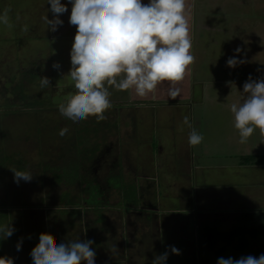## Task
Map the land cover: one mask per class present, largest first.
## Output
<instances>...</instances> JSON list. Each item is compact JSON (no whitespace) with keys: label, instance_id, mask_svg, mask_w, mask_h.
I'll use <instances>...</instances> for the list:
<instances>
[{"label":"rangeland","instance_id":"374dc122","mask_svg":"<svg viewBox=\"0 0 264 264\" xmlns=\"http://www.w3.org/2000/svg\"><path fill=\"white\" fill-rule=\"evenodd\" d=\"M64 1L60 0L61 3H64ZM243 1L242 4L234 2L233 4L219 5L220 8L211 12L213 16L210 18L209 24L213 26L212 29L210 31H199L198 42L193 45L192 50L194 56L191 62L193 86H190L188 101H183V98L178 96L179 98L171 101L169 106L155 105L151 106L152 108L149 106L144 109L119 106L117 104L120 101L118 100L119 97L116 96L115 91H110L111 87L109 86L111 107L104 111V119L97 121L89 116L77 124H72L60 115L57 104L74 91L72 82L67 76L70 62L69 50L66 49L70 48L72 40L67 42L65 35L69 31L74 33L75 28L69 23L66 24L63 13H60L57 15H59L62 23L57 25L54 32L50 31L41 19L43 14L50 19L49 6L46 2L44 3V0H0V11H7V23H0V31L4 36H9L6 39V45L0 44V73L4 72L8 76H15L13 79L16 80L18 77H23L21 72H25L26 69L30 70V67H32L36 72L40 68V72L43 71L41 76H46L49 79V84L42 87L45 91L43 98L51 100V104L47 106L50 109H45L40 114L32 112L34 116L37 114V117L33 116L31 118L32 115L28 114L26 108L19 107L18 110L23 113L27 112V116H18L20 118L18 124L15 125L11 119H2L1 122H6L7 128L9 127L12 132L11 136L8 135L2 143V149L7 148V153L10 152L9 150L12 151L11 147L13 149L19 148L20 152L26 150L24 157H27L28 162L31 159L33 161V158H36L35 163L41 162V155L34 152V150L41 147V152L45 154V149L49 147L50 151L56 153L60 144V137L58 135L55 140L54 136L57 135V131L52 126H58V129L66 126L69 133L67 132L62 136V139L75 137L77 139L76 144L78 142L82 143L87 150L86 152H88V157L95 152L90 161L78 168L79 178L70 179L66 185L63 182L52 187L53 190H50L51 202L41 201L45 192H49L48 185L42 186L40 182H37L38 174L33 171L32 165H27V168L31 174L35 173V181L31 177L28 181L20 179L18 182H14L13 173L11 174V171L6 173L5 183L0 188V224L10 225L13 231L11 235L0 239V256L11 257L12 264H15L14 253H17L18 250L14 245L24 232L26 238V230L29 226L41 223L40 227L45 225L50 228L51 222L59 220L58 218L53 220L55 216L65 217L64 215H69L65 211L62 215L61 210H65L67 206L64 204L65 201H60L58 197L62 196L66 200L73 198L72 196L79 197L82 187L87 186L90 188L96 185V180H100L98 182L102 184L105 178L112 176L114 177L113 181L109 185L102 186V196L96 197L95 203L90 204L93 207L98 205L96 209L106 210L104 217L108 216L109 219L104 220L102 224L104 230L100 235L104 234L112 238L111 245L115 249L112 250L111 259L119 262V264H150L153 255L165 250L169 252L168 246L174 245L179 249L178 253H172L178 260H176L177 264L187 262V254H185L184 249L188 247L191 249L192 246L189 244L191 239L197 240L200 230L194 232V225L199 228L200 226L197 223L202 221L201 219L200 221H191L188 219L189 214L191 212L196 214L211 206L213 209H219L220 205L226 204L223 203V200L221 201L222 197L226 195L225 191L221 190V184L225 185L228 181L230 183L239 180H253L256 182L251 177H241V169L234 170L229 167L236 165L241 156L245 157L249 154L264 152V135H261L257 130H254L245 142L238 141V133L232 126V116L228 110L230 103L238 102L242 98L240 90L242 82L248 78V74H251L252 79L264 78V0ZM65 5L68 6V1ZM12 14L14 18L10 17ZM37 33L40 37L46 36L45 39L37 40L35 38ZM17 37L21 40L18 43L13 42L12 39ZM43 44L46 47H43ZM237 47L240 51L234 52L233 49ZM233 55L238 59L242 57L244 62L234 67L227 66L225 63L226 58ZM32 56H34L33 59ZM36 59L38 60L36 61ZM32 62L35 63V67L30 66ZM54 62L58 63V67H52ZM19 71L20 73H18ZM200 80L203 81V85H199L198 81L200 82ZM35 85L39 86V78L35 79L28 88L33 90ZM119 93L123 94L124 90H119ZM185 93L189 96L188 91ZM115 97L117 100H115ZM184 116L188 117L192 128L202 133L201 141L194 145L199 147V154L204 155L203 158L200 157L203 159L200 163L210 162L215 165L214 167L222 166L225 169L216 168L208 173L204 170V167L201 170H192L191 159L188 160L190 153L182 156L180 150L183 144H186L185 141L187 142L189 131V126L182 122ZM35 118L38 126L43 122L52 127V130L49 129L50 132L44 130V137L48 140L46 142L41 140V144H35V137L37 136L34 134L36 132L34 133L33 126L30 125L29 127L27 124L28 122L33 123ZM23 123L26 125H23ZM96 123L101 126L97 130V135ZM103 126L106 129H102ZM25 132L29 133L25 134ZM85 132H89L86 144L79 140V137ZM96 144H98L97 155ZM60 149L63 155L69 154L77 160H83L80 156L82 152L77 148L70 151L67 142L61 144ZM104 149L108 150L106 154L102 152ZM99 150L104 154L102 157L99 156L101 154ZM115 158H118V166L114 164V167L109 169L107 164ZM92 160L94 162L91 164ZM186 160H188V166ZM197 161L199 160L197 159L195 163ZM35 166L37 167V165ZM192 175H195L196 179L192 180ZM200 175L203 177L202 180L197 179ZM119 178L122 182L119 181ZM4 179L2 182H4ZM258 179L261 180V177ZM210 182L211 185H209ZM152 183L154 186H152ZM147 184L150 185L148 189L152 193L159 191V193H155V197L158 196L162 204L155 207L159 208V212L163 214L160 221L162 223L164 221L168 227L170 221L176 222L177 226L174 234L171 239L167 240L168 242L166 241L167 243L161 242V232H165V225L162 224L161 229L160 226L157 227L156 225L154 229L160 232L159 235H155L154 232L150 233V230L144 227L142 220L132 216L124 218L125 221H123L116 212L117 210L129 208L120 202L121 190L123 194L127 192L130 194L131 191L137 195L140 189L137 186L145 187ZM157 184H159V187H157ZM208 187L209 189L214 187L213 191L209 190L212 191L211 195L214 198L213 200L210 198V201H206L204 197H201L208 190ZM252 190L255 189L252 188ZM236 191L234 190L235 195ZM189 193H191V197L195 198L196 202V205H191V212L188 207L181 206L180 210L185 211V214H177V210L173 211L172 207L164 205L175 201L174 197L185 202ZM237 195L235 196L236 200L240 201L241 204L244 203L245 213L251 212L249 207L252 205L258 206V199L255 200L254 195L250 194L244 197L242 191L239 198ZM253 200L255 201L253 202ZM41 203L44 205H38ZM217 203L221 204L217 206ZM79 204L81 207L84 206V204ZM174 209L176 208L174 207ZM107 210H110V212H107ZM131 210L133 209L129 211ZM80 211H83L90 219L83 220V224L79 225L76 218L71 220L67 218L68 225L71 228L68 225L65 226L68 232L75 234L77 237H79V233L76 234L77 230L87 225L91 227V222L88 224L86 221H90L92 218L91 209L81 208ZM170 212L176 213L174 214L176 218L170 215ZM186 213L189 214L186 215ZM251 213L253 215L251 216L248 213L249 218L242 220L240 225L246 228L245 225H253L252 223L256 222L262 224L261 227L264 229V217L258 212V209ZM200 225H203L202 222ZM224 226L226 228V225ZM232 226L235 227L236 225ZM59 228L57 227L56 230L59 231ZM208 228L210 230L208 234H212V238L215 242H218V248H221L222 242L225 240V248L229 249V253L219 255L220 250L215 248V252L218 254L209 263L215 264L217 257L226 258L231 256V251L234 249L232 247L236 244H234L233 238L228 241L225 239L226 236L221 237V235H228L229 233L223 231V227L219 222H215ZM240 230L241 226H238L237 231ZM218 236L221 238L217 240ZM49 239L51 240L50 236ZM101 239L104 238L101 237ZM150 239L152 240L150 241ZM37 240V238L34 239L33 245ZM51 242L56 243L53 239ZM246 247L245 241H241L240 249L244 250ZM259 251H262V249ZM193 252L196 255V251L191 249L190 254ZM106 260V257L94 256L95 264L100 262H103L100 264H104ZM24 262H28V260ZM168 262L166 258L165 264ZM17 263H20L19 260ZM79 264H83V261H80Z\"/></svg>","mask_w":264,"mask_h":264},{"label":"clouds","instance_id":"9594fccd","mask_svg":"<svg viewBox=\"0 0 264 264\" xmlns=\"http://www.w3.org/2000/svg\"><path fill=\"white\" fill-rule=\"evenodd\" d=\"M51 19L41 16L44 25L54 31L62 23L60 13L66 5L60 0H44ZM188 7L185 0H68V23L75 26L69 48L70 67L67 76L74 91L57 104L61 116L72 124L92 116L104 119V111L111 107L109 86L115 90H132L135 96L144 97L158 84L167 83L166 94L176 97L180 91L176 82L184 77L186 66L193 56L189 51L191 38L188 27ZM0 23H7V11H0ZM239 52V47L233 49ZM235 55L225 63L234 67L243 63ZM52 67H58L54 62ZM49 84L46 76L39 77V86ZM241 99L228 105L232 126L237 130L238 141L243 143L257 130L264 135V78L252 79L251 74L242 82ZM182 122L189 126L187 143L198 144L202 133L191 127L187 116ZM66 126L57 130L64 136ZM13 181L31 179L25 170L11 169ZM13 228L0 224V239L11 235ZM92 240L75 239L53 244L44 232L29 251L32 264H95ZM19 250L20 243H15ZM178 253L174 245L168 246ZM168 252L152 257L150 264H165ZM0 264H12V258L0 256ZM215 264H264V253L233 259L217 257Z\"/></svg>","mask_w":264,"mask_h":264},{"label":"trees","instance_id":"16d2710c","mask_svg":"<svg viewBox=\"0 0 264 264\" xmlns=\"http://www.w3.org/2000/svg\"><path fill=\"white\" fill-rule=\"evenodd\" d=\"M10 17L14 18V15L12 14ZM8 37L9 36H7V35L4 36L2 34V32L0 31V44L6 45V43H7L6 39H8ZM45 37L46 36L40 37L39 34L37 33V36L35 38L37 40L38 39L44 40ZM19 40H21V38H19V37L12 39V41L15 43H18ZM43 47H46V46L43 44ZM33 58H34V56H32V59ZM29 59H30V57H29ZM37 60L38 59H36V61ZM24 64H25V62H24ZM24 64H23V66H24ZM31 64L32 65H30V66L35 67V63L32 62ZM36 66L39 68L38 65H36ZM42 72H40V68H39V71L35 72V69L30 67V70L26 69L25 72L24 71L21 72V76L23 75V77H18L16 80L13 79V77H15V76H8V74H6L4 72L0 73V102H1V104H0V188L2 187V184L5 183L4 178L6 176V173H8V172L10 173L11 169H19V170H25V171L30 172V170H28V168H27V165H32L33 171H35V173L38 174L37 182H40V184L42 186L48 185L47 187H48L49 192L48 191L45 192V195H44V197L41 198L42 199L41 201L46 200V201L51 202V194H50L51 191L50 190H53L52 187H54V185H56V184L63 183V182H64L63 184L66 185V183H68L70 181V179L79 178V174L77 173L78 168L81 167L82 165H84L85 163H87L88 161H90L93 158L95 152H93L92 155L88 157V152H86L87 150L84 148L82 143L78 142V144H76L77 139L75 137H72V139H66L65 140V139H62V136H59L60 137V139H59L60 144H59V147L57 148L56 153L55 152L53 153L52 151H50L49 147H47L45 149V151H46L45 154H43L41 152V150H42L41 147H37V150H34V152H37L42 157L41 162H37V163H35L36 158H33L34 162L31 161L32 159L29 160V162L26 160L27 157H24L26 150L23 152H20L19 148L16 147L17 149H13L10 146L12 151L9 150L10 152L7 153V150H6L7 148L2 149V147H1L3 145L2 143H4V141L6 140L8 135L11 136V133H12L11 130H9V127L7 128L6 122L5 123H4V121L1 122L2 119L3 120L4 119L5 120L11 119L14 122V124L16 125V124H18V121L20 120V118L18 116H22V115L27 116V112L23 113L21 110H18L19 107L26 108L27 111L29 112L28 114L32 115V116H30L31 118L34 116L32 112H37L38 114H40L43 110L50 109L47 106H49L51 104V100L49 98H46V99L43 98L45 91L43 90L42 87L35 85L33 90L28 88L29 85L32 82H34L35 79L39 78L42 75ZM18 73H20V71ZM22 80H25V81L23 82ZM17 81H21V82H17ZM38 96L40 99L38 98ZM34 117H37V114ZM27 124L29 127H30V125H31V127L32 126L34 127V133L36 132L34 135L37 136V137H35L37 139V141L35 139V144H37V143L41 144V140L42 141L44 140L45 142L48 140L44 137V134H43L44 130H45V132L46 131L50 132V130H52V127L55 128L56 131L58 129L57 128L58 126L49 127L43 122H42V124H39V126H38L36 118H35L33 123L28 122ZM23 125H26V124L23 123ZM100 127H101L100 124L98 126V124L96 123V135L98 134L97 130ZM102 129H106V128H104V126H103ZM26 133H29V132H25V134ZM68 133H69V131H68ZM77 133L79 134V132H77ZM56 134H57V132H56ZM88 134H89V132H85L82 136L79 137V140L83 141L86 144L88 142V139H87ZM93 135H94V133H93ZM54 137L56 140L58 138V135H55ZM71 141H73V142H71ZM64 142H67V144H69L70 151L75 150V148H77L79 151H81L82 153L80 154V156L83 160H77L75 157H71L69 154L63 155V153H61L60 145L63 144ZM96 147L97 148L95 150L97 152L98 144H96ZM262 162H264V156H260V157H257V156H245V157H243V156H241L240 160H239V163L242 165L243 164L244 165L259 164ZM35 165H37V167ZM35 173L31 174V177L34 181H35ZM11 174H12V171H11ZM3 175H4V177H3ZM48 175H50V176H48ZM2 178L4 179V182H2V180H3ZM119 181H121L120 178H119ZM91 188L92 187L82 188V190H81L82 192H84L85 194L88 193L85 198H82V196H79V197L78 196H72L73 198L66 200L62 196L58 197V198H60L59 199L60 201H65L64 204L67 206V208H65V210H61L62 215L65 212H66V214H69V215H67V216L64 215L65 217H63V216L62 217H56L55 216L53 218V220H55L56 218H58L59 220H57V222L51 220L53 222H51L52 225L50 228H47L45 225H42V227H40L41 223L40 224L38 223L37 225L33 224V227L35 228V232H34L35 236L38 238V234L41 232H44L48 235V237L49 236L51 237V240L53 239L54 241H56V243H59L61 241L66 242L69 239H71V240L81 239L80 237L75 236V234H73V233L71 234L70 232H68L67 229L65 228V226L68 225L67 218L70 220L76 218L79 225L83 224V219H82L83 211H80L81 208L82 209L86 208V210L91 209L92 216H93L92 218H94L97 215V213H99L98 210L96 211L97 205L95 207H93V205H90V204H92V201L90 200L91 196L89 194V192L92 191ZM120 199L124 201L123 203H128V204H136L137 203V195H135L131 191H130V194L128 192L126 194H123V192L121 190L120 191ZM79 203L84 204V206L81 207V205ZM42 204L43 203L38 204V205H42ZM47 208H48V206H47ZM94 210H95V212H94ZM85 212H88V211H85ZM96 217H97L96 220L91 219L93 221L86 220L88 224H89V222H91L92 228L88 225L86 227H84L85 229L86 228L92 229V232H93V235H92L93 238H90L92 240V244L90 245V247H92L93 249H96V252L98 250L97 247L102 248L101 250L107 251L109 249V245L103 243V240L101 239L100 235H96L97 230L94 227L95 223L101 224L105 220V217L101 213L98 214ZM92 223H93V225H92ZM54 225H55V227H54ZM71 226H73V224H71ZM52 227H54V228L52 229ZM57 227H60L59 231L56 230ZM84 228L83 227L80 228L81 231L84 230ZM80 229H79V231H80ZM101 229L104 230L103 227H101ZM209 231H210L209 228H206V227L200 228L199 235L197 236V248H196L195 263L194 264H209L211 261L212 254L217 253V252H215V248L217 250V247H218L217 243L218 242L217 241L215 242L214 238H212V236H211L212 234H208ZM255 233H256L255 236L259 234L258 232H255ZM235 235H236V233H229L228 235H221V237L226 236L225 239L230 241ZM253 235L254 234H253V230H252L248 236L253 237ZM221 237L218 236L217 240ZM53 244H55V243H53ZM102 244L104 245L103 247H101ZM14 254H15V257H14L15 262H17L18 260L20 262V259L16 257V253H14ZM96 255H97V253H96ZM167 259L169 261L168 263L177 264L176 261L173 262V260L176 258L171 259L170 257H167ZM27 260L32 262L30 256ZM168 263H166V264H168ZM27 264H32V263H27ZM97 264H99V263H97Z\"/></svg>","mask_w":264,"mask_h":264},{"label":"crops","instance_id":"0c3cea01","mask_svg":"<svg viewBox=\"0 0 264 264\" xmlns=\"http://www.w3.org/2000/svg\"><path fill=\"white\" fill-rule=\"evenodd\" d=\"M67 1L68 0H65L64 4L67 3ZM142 2H146V0H142ZM185 2H186V6H190V7H188L187 19H188V27H189V36L191 38V48L189 49V51L192 53V56H193V52H192L193 45L198 42V35L200 33L199 31H203V30L210 31L213 27V26H210V24H209L210 18L213 16V14L211 12L217 8H220L219 5L223 6V5H227L228 3L233 4L234 2L237 4H242L244 1L243 0H185ZM48 13H49L50 19H51L52 13L50 12V10ZM63 16L65 17V22L67 24L68 23V20H67L68 6H66L65 12H63ZM72 26H73V28H75L74 25H72ZM74 31H75V29H74ZM54 35H55V33H54ZM65 36H66L65 39L68 42V41L72 40L73 33L71 31H69L66 33ZM66 50H69V48H67ZM193 58H194V56H193ZM198 83H199V85H203L202 80H200V82L198 81ZM176 84L180 89V91L176 97H168L167 96V94H166L167 83L166 82L164 84H158L156 89L153 92L145 95L144 97L135 96L134 93L132 92V90H130V89L124 90L123 94L119 93V90H115L112 88H110V91L116 92V94H117L116 96H118L119 97L118 100H120L119 102L116 101L119 106H132L136 109L137 108H143L144 109L146 107H149V106L153 107L155 105L169 106L171 101H173L179 97L183 98V101H188L190 98V93H189L190 92V86H193L191 63L186 66L183 79L179 82H176ZM187 91L189 93V96L187 93H185ZM115 100H117V98ZM186 105H188V104H186ZM185 143L186 144H183V146L180 148V150H181L182 156H185V155L190 153V155H188V160L191 159L190 161L192 162V165H193L192 170H194V169L201 170L202 167H204V170H206L208 173V172H210L216 168L217 169L218 168H224L225 169V167H222V166L214 167L215 165H212V163H210V162L209 163L206 162V164L200 163L203 160L202 158L204 157V155L199 154V147H196L194 145L189 146L186 141H185ZM247 156L260 157V156H264V152L261 151L259 153L249 154ZM200 157H202V158H200ZM197 159L199 161H197L195 163V161ZM188 160H186L187 166H188ZM229 168H232L234 170H240L241 169V171H240L241 177H243V176L244 177H251L252 179H255L256 182L253 180H241V181L239 180V181H234V182H230V183H228L229 182L228 181L225 183V185L221 184V190L225 191V194H226L225 197L224 196L222 197L221 201L223 200V203H226V204H224V205L222 204V206L220 205L219 209L218 208L213 209V207L211 206L208 209L201 210V211L197 212L196 214H194L193 212L190 211V207H191V205H196V202L194 200L195 198L191 197L192 196L191 193H189L188 198L185 199V202L180 200V198H177V197L175 198L173 196L175 201H173V202L171 201L170 204L165 203L164 205L172 207L173 211L177 210V212H178L177 214H179V213L185 214V211L180 210L181 206L188 207L189 211L191 212V214H189L190 212L188 213L189 214L188 219H190L193 222H195V220L200 221V219H201L202 220L201 222L203 225H200V226L208 228V227L212 226L215 222H219L223 227V231H226L228 233H236V235L233 237L234 244H236V245H234V247H232V249L233 248L234 249L236 248V249L235 250L233 249V251H231V254H232L231 257L233 259H236L239 256L241 257V256L248 255V253H250L252 256H256V255L260 254L259 252H264V229H262V227H261L262 224L253 222L252 223L253 225H251V224L245 225L246 228H244L242 225H240V223H242V220H246L249 218L248 213H249V215L251 214V216H252L253 213H251V212H254L255 209H258V212H260L261 215L264 217V162L259 163V164H252V165H244V164L242 165L239 162H237L236 165H234V166L231 165ZM206 171H205V173H206ZM243 171H249V172H243ZM201 176L202 175L198 176L197 179L202 180L203 177H201ZM259 177H261V180L258 179ZM112 179H114V177H112ZM194 179H196V177H195V175H192V180H194ZM113 183H115V182H113ZM227 184H228V186H226ZM209 185H211V182ZM152 186H154L153 183H152ZM157 187H159V184H157ZM252 188L255 190H252ZM209 190L213 191L214 187H210V189L208 187V190H206L204 192V195L201 196V197H204L206 199V201H210L211 199L212 200L214 199L213 195H211L212 191L210 192ZM234 190H237L236 195L238 192V195H237L238 198L240 196L241 191L244 194V197H247L250 194L254 195L253 198L255 200L258 199V206L252 205L251 207H249V208H251V210H250L251 212L245 213L246 208L243 207L244 203L241 204L240 201L236 200V198H235L236 195H235ZM154 193H159V191L158 190L156 192L154 191ZM231 200H232V202H231ZM255 200H253V202ZM160 204H162V203H161L160 199L158 198L157 205H160ZM219 204H221V203H217V206ZM134 205L135 204H128L127 206L128 207H134ZM174 207L176 209H174ZM192 208H193V206H192ZM174 214H176V213L170 212V215L174 216ZM188 214L186 213V215H188ZM191 218H194V219H191ZM252 218H255V217H252ZM103 222L101 223V226H102ZM163 225L166 226V230H165L166 231V233H165L166 237L164 240L167 241V240L171 239L172 235L174 234L175 227L177 225H176V222L173 223V221H170L169 227L166 223H164V221H163ZM224 225H226V228ZM232 225H236V226L234 227ZM238 226H241L240 231H237ZM234 228H235V230H234ZM198 230H200V228H196V225H194V232L198 231ZM252 230H253L254 235H253V237H249L248 235H249V233H251ZM26 231H27L26 232V238H25V232L23 233V235L21 234V236L19 237L20 238L19 239L20 247L16 253V257L20 259V263H17V264L32 263L30 261H28V262H24V261H27V259L29 258V251H30L31 247L33 246L34 239L37 237L34 234L35 228L33 226H31V227L29 226L28 230H26ZM101 232H102V229H101ZM255 232H258L259 234L255 236V234H256ZM100 236L104 238L106 235L101 234ZM169 236H170V238H169ZM241 241H243V242L245 241V243L247 244V247L244 248V250L240 249ZM103 243H104V239H103ZM224 243H226V242L225 241L222 242L221 248L217 247V249H219L221 251V253L219 251V255L226 253V252L229 253V249L227 247L225 248ZM105 244H108V243H105ZM184 244H182V245L184 246ZM189 244L192 246L191 249H194L196 251L197 240H192L189 242ZM260 249H262V251H259ZM192 254H194V252ZM217 254L218 253L212 254L211 260H213V258L215 256H217ZM15 264H16V262H15Z\"/></svg>","mask_w":264,"mask_h":264},{"label":"flooded vegetation","instance_id":"af4514ba","mask_svg":"<svg viewBox=\"0 0 264 264\" xmlns=\"http://www.w3.org/2000/svg\"><path fill=\"white\" fill-rule=\"evenodd\" d=\"M100 152L99 153H101V154H99V156H103L104 154H106L107 152H108V150L107 149H104L102 152H104V154L101 152V150H99ZM96 155H97V152H96ZM98 157V156H97ZM96 159H98V160H100L101 158H96ZM94 161L92 160V162H91V164L93 163ZM104 163H105V160L103 161ZM108 163V162H107ZM106 163V164H107ZM103 164V163H102ZM114 164L116 165V166H118V158L116 159H114V160H112L109 164H107V167L109 168V169H112L113 167H114ZM112 176L111 177H107V178H105V180H104V182L102 183V184H100V182H98V181H100V180H96V185H93L92 186V191L91 192H89V194H90V200L92 201V202H95L96 201V197H100V196H102V193H101V191H102V186H105V185H109L111 182H112ZM137 187H140V191L138 190V194H137V203L134 205V207H129V208H126L125 210L123 209V210H117L116 212H117V214L123 219V221H125V219L124 218H129V217H132V216H134V217H136L138 220H142V222H143V224H144V227H146V229H149L150 230V233L151 232H154L155 233V235H159V232H158V230H155L154 229V227L157 225V227L158 226H160V229L162 228V222L160 221V219L162 218V216H163V214L162 213H160L159 212V208H156L155 206L157 205V203H158V198L159 197H155V193L153 192H151V191H149V185L147 184V186H145V187H142V186H137ZM82 188H88L87 186H85V187H82ZM95 188V189H94ZM88 193H84V192H82L81 191V195L80 196H82V198H85L86 197V195H87ZM147 198H149V199H147ZM153 201V202H152ZM120 202H122V204L123 205H125V206H127L128 205V203H123L124 201L123 200H121ZM150 202H151V204H150ZM85 203V202H84ZM153 203V204H152ZM150 205H152V206H150ZM98 206V205H97ZM150 206V207H149ZM130 209H133V210H131V211H129ZM98 210V212L99 213H97V215L98 214H102L103 216H104V213H105V211L106 210H100V208H98V209H96V211ZM94 212H95V210H94ZM107 212H110V210L108 211L107 210ZM84 214V213H83ZM110 214V213H109ZM135 214V215H134ZM96 215V216H97ZM94 217V218H91V219H93V220H96L97 219V217ZM116 216V215H115ZM91 217H93V216H91ZM161 217V218H160ZM82 219L83 220H85V219H90V217L88 218L87 217V215H82ZM106 219H109L108 218V216H106L105 217V220ZM93 220H91V221H93ZM200 223L201 222H199L198 223V225L200 226ZM101 224L99 225V224H97V226H96V223H95V229L97 230H95L96 231V235H100V233H101ZM202 226H200L199 228H201ZM84 228V227H83ZM92 228V227H91ZM203 228V227H202ZM81 230V229H80ZM77 233H79L78 235H79V237L81 238V239H88V238H93V232H92V229H85L84 228V230H82L81 231V233H80V231L79 230H77L76 231V234ZM165 233H166V231L164 232H161V236H162V240H161V242L163 241V242H166L164 239H165ZM81 234V235H80ZM111 239L112 238H110V237H104V244L105 243H108V245H109V249L107 250V251H105V250H101L102 248H100V247H97V252H96V249H94V251L97 253V255H96V253H95V255L96 256H98L99 258L100 257H102V258H104V257H106V262L104 261V264L106 263V264H119V262H117V261H114V260H112L111 259V257L110 256H112V254H113V252H112V250H114L115 248L111 245ZM152 239H150V241H151ZM191 241H192V239H191ZM168 242V241H167ZM166 242V243H167ZM190 242V241H189ZM110 243V244H109ZM171 243V242H170ZM113 244V243H112ZM162 244V243H161ZM114 245V244H113ZM104 245L102 244V246L101 247H103ZM119 247H122L123 248V246H119ZM186 247H187V245H186ZM125 248V247H124ZM123 248V249H124ZM166 251V250H165ZM164 251V252H165ZM168 252V251H167ZM190 252H191V249L188 247L187 249H185V254H187V262H185V264H194L195 263V257H194V255L193 254H190ZM170 257L171 259H173V258H175L173 255H172V252H168V255H167V257ZM173 261H176V259H174ZM178 261V260H177ZM100 263H103V262H100ZM99 263V264H100ZM178 263V262H177ZM122 264V263H121Z\"/></svg>","mask_w":264,"mask_h":264}]
</instances>
